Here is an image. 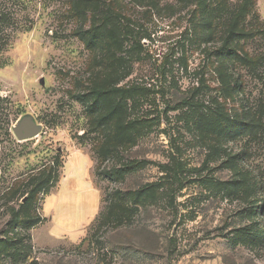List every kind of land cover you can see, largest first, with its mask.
<instances>
[{
    "label": "rangeland",
    "instance_id": "1",
    "mask_svg": "<svg viewBox=\"0 0 264 264\" xmlns=\"http://www.w3.org/2000/svg\"><path fill=\"white\" fill-rule=\"evenodd\" d=\"M84 1L0 0V264H264V0H113L114 50Z\"/></svg>",
    "mask_w": 264,
    "mask_h": 264
},
{
    "label": "trees",
    "instance_id": "2",
    "mask_svg": "<svg viewBox=\"0 0 264 264\" xmlns=\"http://www.w3.org/2000/svg\"><path fill=\"white\" fill-rule=\"evenodd\" d=\"M113 0H85L84 6L87 8L83 14L84 21L88 23L86 30L77 32V38L90 49H97L98 47H106L109 49H116L129 40L130 34L126 33V25L123 23L125 17L122 14L113 10ZM225 7V6H224ZM233 12L230 8L225 7L224 20L227 33L221 41V56L227 58L228 61L236 60L235 51L229 47L234 36V31L237 29V23L228 21ZM228 17V18H227ZM128 37V39H126ZM121 58V51L117 49L109 58ZM105 55V54H104ZM219 55V54H218ZM109 79L106 83H90L89 91L84 94L76 95L78 102L82 105L85 113L92 117L94 124L100 125L103 123L107 115L100 117L99 113L102 107L109 100L107 97L114 91L109 89ZM104 104V105H103ZM123 105V104H122ZM121 104H116V108L122 110ZM115 109V108H114ZM113 109V110H114ZM39 224V220L27 223V228L31 229Z\"/></svg>",
    "mask_w": 264,
    "mask_h": 264
},
{
    "label": "water",
    "instance_id": "3",
    "mask_svg": "<svg viewBox=\"0 0 264 264\" xmlns=\"http://www.w3.org/2000/svg\"><path fill=\"white\" fill-rule=\"evenodd\" d=\"M35 132L34 124L30 119L22 121V123L19 124L18 129H14V135L18 140H22L29 135H33Z\"/></svg>",
    "mask_w": 264,
    "mask_h": 264
},
{
    "label": "crops",
    "instance_id": "4",
    "mask_svg": "<svg viewBox=\"0 0 264 264\" xmlns=\"http://www.w3.org/2000/svg\"><path fill=\"white\" fill-rule=\"evenodd\" d=\"M79 156H80V153H76V154H74L72 157H68L67 159H66V161H70L71 162V160L72 159H79ZM94 187V186H93ZM87 190V188L85 189V191ZM58 200H60V198H58V197H56V201H58ZM95 215H93V217H94ZM93 217H91V218H93Z\"/></svg>",
    "mask_w": 264,
    "mask_h": 264
}]
</instances>
